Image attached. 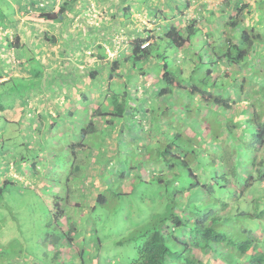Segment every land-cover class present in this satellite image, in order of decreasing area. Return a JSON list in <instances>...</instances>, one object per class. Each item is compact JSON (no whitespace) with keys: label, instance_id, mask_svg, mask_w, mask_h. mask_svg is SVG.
Segmentation results:
<instances>
[{"label":"rangeland","instance_id":"374dc122","mask_svg":"<svg viewBox=\"0 0 264 264\" xmlns=\"http://www.w3.org/2000/svg\"><path fill=\"white\" fill-rule=\"evenodd\" d=\"M248 1L252 5L253 12H246L247 17H244V22L247 23L245 24L247 29L256 24L258 15L264 18V14L257 12L259 5L262 7L261 9L264 10V0ZM190 2V6H198L196 5L198 4L197 0L194 2L191 0ZM208 3H212L215 6L217 2L216 0H212V2L209 1ZM257 3L259 4L257 5ZM227 4L225 0L220 10L222 13L221 15H225L227 9H234L235 7L234 4H231L232 6L228 8ZM13 7L16 9V12ZM24 7L28 8L25 9ZM42 7L44 6L42 5ZM39 8L40 7L36 5L32 7L30 0H0V16L8 15L10 21L14 20V14H18L16 19L26 14L33 18L32 16L35 13L40 12L37 11ZM142 9L146 10L145 8H138V17H143L145 15L146 12L142 11ZM201 10L203 11L202 6L197 8L198 12H201ZM25 11L28 12L21 14ZM232 11L233 10H231V12ZM161 12L163 13V11ZM92 13L93 12L88 10L87 16ZM201 19L203 20V18ZM209 20L214 22L215 19L212 16ZM1 21L0 25L6 24V22ZM202 22L203 23H200V25L207 28L208 23L206 21ZM187 24L188 22H185L182 26H177L180 29H184ZM262 26H264V21L260 27ZM260 27L256 31L264 35V30H260ZM139 28H142L148 33L149 20H146L145 23L139 20L136 24L135 29L138 30V36L143 37L146 33H142ZM115 31L114 38L117 34H125L120 28ZM14 33H17L16 27L11 33L13 36L12 43L16 46L17 34ZM204 33L205 31L202 28L201 32L198 31L197 34H195L193 47L190 48L193 55H196V50L204 51L206 49L208 43L203 36ZM223 33L224 22L221 23V27L217 30L216 34L219 36ZM118 38V40L113 39L112 48H114V50L110 48L111 55L116 49H122L125 46L123 37L121 38L118 36ZM116 43H118V45ZM20 45L21 44H19V46ZM162 46L164 48L167 47L166 44H162ZM167 50V56H169V58H157V61L150 65L152 67L150 70L149 66L145 67V65H142L139 61L135 63V67H133L134 63H132L133 65L130 64V69L135 70L138 75L145 72L147 79L155 84L153 87L158 88L162 86V82L159 84L155 83L154 78L155 76H162L163 64L166 63L171 71L180 70V68L184 69L183 76L185 82H183L184 80L182 82L188 86L197 84L205 91H212L217 95L222 94L224 98H230L231 101L236 103L240 102L241 96L246 98L245 101L255 102L257 104L255 109L258 111H264V77L261 73L262 69L264 73V62L262 64H255L254 60L250 58L247 60L248 64L247 62L244 63L246 71L239 73L238 70L244 66L238 65L234 71L230 72L229 79H227L220 71L221 65L213 67H210L209 64L198 63L196 65V61V63L194 61H189L185 57H180V63L178 64L175 62L176 56L174 50L171 48H167ZM30 53L31 51L29 48L20 49L19 47L15 48L14 52L9 53L0 60V64L2 61L4 62V60H6V63L10 65V71L22 67L21 63H19L16 58L19 60L24 59L27 67L32 69V72L29 73L27 77H20L19 75L15 77V75H13L12 81L4 86V94L0 96V102L6 107L9 105L12 106L14 96H18L19 98L28 96L32 91L36 90L37 86H42V84L48 85L50 83V81L46 82L51 76L49 73L50 69L48 71L40 61V58L38 56H32ZM261 56L262 55H260V58H263L264 61V57ZM111 57L114 58L115 56L112 55ZM157 62H159V65L155 66ZM209 68L213 70L210 74L211 77L206 75ZM139 70H141V73ZM104 80L108 82L109 78H105ZM59 86H62V84H59ZM257 86L262 90L260 97L258 96L259 92L257 91L259 88H256ZM93 87L99 88L96 83L93 84ZM243 88L245 89V93H243ZM127 91L130 98H126L125 100L129 101L130 106L135 107L134 105H141L140 101H136L133 94H131L129 90ZM139 92L141 91L139 90ZM168 97H170V101L167 104L172 105V102L174 105H172L174 108L170 114L164 111V107H162L164 106L165 98L161 97L158 101L147 100L145 103L150 112L148 126L156 130L153 131L155 135H158L157 133L159 132L165 135L169 134L167 131L169 125H162L161 121L173 119V115H178V109L181 110L182 106L185 105L184 102H187L186 107L189 109L187 116H185L187 119L184 120V123L188 124V122L194 118L193 127L190 131L192 134H198L197 140L199 138L206 139L207 136L209 139H212L213 136L216 135L228 134L227 125H232L233 120L231 118L238 116V112L235 111V108L233 111L225 109L223 106L219 107L220 105L217 106L214 103H202L199 96L187 95L186 90L184 97L176 91L173 95ZM105 100L109 102L112 101L107 97ZM237 107L239 106L237 105ZM136 109L140 111L139 107ZM248 109H250V107H248ZM2 121L3 127L6 126L5 119H2ZM132 122L137 123V121H134V118ZM161 125L166 131L162 129ZM242 127L243 131H248L246 129L247 125H243ZM19 128L16 122L4 128L5 131L14 132L11 133V135L14 136L13 139L10 140L9 143H6L5 148L14 149L16 147V149H14L16 151L20 148V146H18L19 133H16L20 130ZM142 130H145V125H143L141 129L133 131V133L144 137L146 136V131ZM67 131H69V129H67ZM141 137H137L136 140L133 138L132 141L128 139L121 140V145L118 149L119 153L115 156L116 162L119 164V168H117L118 171L115 170V173H113L114 170L112 173L110 172L111 168H108L106 171L105 168H100L99 170L91 169L92 172L101 175L100 180L105 182V200L102 202L97 203L95 199L88 198L90 194L87 192L88 195H86L85 189H88L87 186L93 185L91 182L93 181V177L89 178V185H87L85 182L87 174L82 170L83 165L80 164L81 169H77L76 167L71 169L69 160L65 155L64 157L55 158L58 165L55 171L51 172V175H48L47 178L50 181L53 180L52 178H56L58 181L62 176L68 175L71 171L75 177L73 183H69L68 186L65 181H63L62 185H56L55 182L54 186L51 185L53 188L47 185L43 189H40L43 192L41 194L42 196H40L37 193L40 190L35 187L23 186L20 184L6 185L0 182V187L2 188V193L0 194V264H133L137 257V245L139 243L137 237L139 232L143 228L149 226V219L166 210L164 204L159 203L160 185L158 186L157 178H155L154 174V172L160 170L164 175V171H166V163L164 159L160 157V150H158L161 143H157V140L149 143L148 138L146 142H144ZM159 137L160 134L157 138ZM51 147L55 148V145L48 146V148ZM200 149L203 152L210 150L204 146ZM52 152L53 151L47 153L46 148H42L40 156H51ZM32 158L37 160L38 157L34 154ZM3 159L4 160L0 162L3 166H0V177L10 172V167L8 166L6 158L3 157ZM122 165L124 167H122ZM255 168V165H249L248 171L252 173L255 171ZM120 173L124 174L123 178ZM137 176H139V179H137ZM109 179L112 180L110 184L107 183ZM124 179L128 181L127 187L124 184ZM189 179H191L190 175L184 176V180L187 182ZM182 180L183 178H179L180 182H182ZM59 186H64L66 188L71 187L73 193H71L69 197H62V199L56 194L60 189ZM164 186V188H166V185ZM92 190L94 192L97 191L95 189ZM45 196H50L52 198L47 200ZM56 202L60 203L62 207V210H60L62 213H60L59 219H57L51 211L52 206L54 207ZM75 203L79 205L75 206ZM92 205H97V207L92 209ZM254 225L258 228L260 224L254 222ZM69 226L75 228L73 229V235L75 237V244L73 246H68V244L64 242L66 236L69 234V232H67ZM258 234L262 236L261 232ZM57 239L59 241H57ZM219 255V253L217 255L211 253L209 250L197 252L196 254L197 258L200 259L203 264H209L212 258H217Z\"/></svg>","mask_w":264,"mask_h":264},{"label":"trees","instance_id":"16d2710c","mask_svg":"<svg viewBox=\"0 0 264 264\" xmlns=\"http://www.w3.org/2000/svg\"><path fill=\"white\" fill-rule=\"evenodd\" d=\"M37 2L30 0L32 7ZM78 2L79 0H62L53 10L37 9L40 12L35 13L37 14L35 16L47 22H61L66 15L74 14ZM226 3L228 7L231 4L235 7L233 6L228 21L224 23V35L219 36L218 44L211 41L208 38L210 35L207 34L206 38L204 37L208 43L206 49L196 50V55H193L190 48L193 47L194 36L202 29L198 24L199 21L193 19L184 29L172 24L162 37L148 36L133 40L131 54L126 60L134 63L132 65L135 67L138 61L143 64L151 59L156 61L161 57L167 59L169 58L167 48H171L175 56L182 52L183 57L189 61H196V65L209 64L213 67L223 63L244 66L239 69V73L246 71L244 63L248 64L247 60L250 58L255 64H262L264 61L260 55L264 57V48L260 47L264 46V35L257 33L256 30L259 29L264 18L258 15L256 24L247 29L242 23L247 13L253 12L251 3L248 0H226ZM261 8L259 5L257 12L264 14ZM13 9L16 12L14 7ZM17 15L14 14L11 23L15 22ZM8 20L10 21L8 15L0 16L1 22ZM260 30H264V26L260 27ZM224 36L225 41L222 43L220 39ZM19 38L17 36L15 47L12 42L9 47L18 48L21 44ZM149 40L151 42L146 47H142ZM162 44H166L167 47L164 48ZM186 52L189 54L185 55ZM177 60L178 56L175 62L179 64ZM105 63L109 65L108 78L114 79L120 74L121 61L106 60ZM183 71L184 69L181 68L171 71L166 63L163 64L162 86L159 88L158 97L170 101L168 96L173 95L175 91L181 92L184 97L186 90L187 95L199 96L202 103H214L234 111L236 102L231 101L230 98L205 91L197 84L188 86L183 83L185 82ZM212 72L213 70L209 68L206 75L211 77ZM261 73L264 77L263 69ZM95 75H97L95 71L89 73L90 78H94ZM12 78L11 76L7 81L0 83V86L10 83ZM256 88H259L257 92L260 97L262 90L259 86ZM111 91L112 97L109 99L112 101L109 105L113 107L112 111L108 110L109 106L105 110L102 108L93 110L90 121L84 129L85 132L97 131L94 120L96 116L104 117L108 114H111L112 118L124 116L128 108L125 100L127 92L118 93L114 89ZM243 93H245L244 88ZM121 95L123 101H120ZM166 101L162 107L170 114L174 105L172 102L173 106L168 105ZM1 103L0 109L3 110ZM184 104L181 110L178 109V115H173V119L161 121L162 125H169L168 135L159 132L157 134H160V137L157 138L154 133H149V143H152L153 139L154 142L157 140V143H161L158 150L160 157L166 163L164 175L160 170L154 172L158 186L160 185L159 203L164 204L166 210L149 219V226L139 232L137 257L133 264H203L196 254L206 250L220 254L217 258L211 259V264H264V111H258L255 109L257 104L248 101L250 107L248 115L242 123L238 120L239 115L231 118L233 123L227 125L229 129L226 139H221V136L226 135L224 133L213 136L212 139L207 136L206 139L197 140L198 134H192L190 131L194 118L188 124L184 123L189 111L186 107L187 102ZM110 121L112 124L113 120ZM243 125H247L248 131L242 130ZM162 129L166 131L165 128ZM202 146L210 150L203 152L200 149ZM249 165L256 166L252 173L248 171ZM120 175L123 178L124 174L120 173ZM185 175H190L191 179L188 182L184 180ZM179 178H183L182 182ZM104 192L100 191L97 194L95 202L105 200ZM45 198L51 199L50 196ZM77 205L79 204H75ZM92 207L94 209L97 205ZM60 210H62L61 205L57 202L51 208L57 219L62 213ZM254 222L260 224V229L254 225ZM73 229L75 228L72 226L67 229L69 234L64 242L68 246L75 244ZM260 232L262 236L258 234Z\"/></svg>","mask_w":264,"mask_h":264},{"label":"crops","instance_id":"0c3cea01","mask_svg":"<svg viewBox=\"0 0 264 264\" xmlns=\"http://www.w3.org/2000/svg\"><path fill=\"white\" fill-rule=\"evenodd\" d=\"M37 1V7L49 11L60 5L62 0ZM190 1L79 0L75 5L74 14L66 15L61 22H47L43 18L35 17V14L32 16L33 18L26 14L18 17L13 23L8 20L6 24H1L0 60L15 50V46L9 47V44L12 42L13 37L11 33L16 27L17 33L14 34L20 37V49L29 48L30 55L38 56L45 68L48 71L50 69L51 76L49 80H46V82L50 81L48 85L37 86L36 90L28 96L14 97L12 106L6 107L1 103L4 109H0V162L5 157L10 172H7L6 175L3 174L0 177V182L6 185L20 184L35 187L39 190L47 185L53 188L55 182L56 185H62L65 181L68 186L69 183H73L75 177L71 171L58 181L56 178H52V181L47 178L58 165L55 158L64 157L65 155L69 160L71 169L75 167L81 169L80 164L83 165L82 170L87 174L85 178L87 185H89V178L93 177V181H91L93 185L87 186L88 189H85L86 192L85 190L84 192L86 195L89 192L90 196L88 198L96 200L97 194L100 191H105V182L100 180L101 175L92 172L91 169L105 168L106 171L111 168L110 172L112 173L114 170L113 173H115V170L119 168L115 156L119 153L121 140L128 139L132 141L133 138L134 140L137 137L140 138L141 136L135 135L133 131L141 129L143 125H145V130L142 131H146V136L141 138L144 142L147 138L149 139V133L153 134V131H156L153 127L148 126L150 112L145 103L147 100L158 101L161 98L158 97L160 86L158 88L153 87L155 84L147 79L146 73L138 75L135 70L130 69L132 63L126 60L132 51L131 43L139 37L138 30L135 29L137 22L142 20L145 23L146 20H149L148 33L139 28L142 33H146L143 36L144 38L148 36L162 37L172 24L182 26L185 22L187 23L193 19H197L199 26L204 29L203 36L206 38L207 34L210 35L208 38L214 43L218 44L219 36L224 35L223 33L217 36L216 32L220 29L221 23L228 21L231 10H233L227 9V13L221 15L220 10L225 0H216L215 6L208 3L212 0H197L198 4L196 5L198 6L195 7L189 5ZM201 6L203 11L198 12L197 8ZM138 8L146 9H142L146 12L143 17H138ZM88 10L93 12L92 16H87ZM26 12L28 11L21 14ZM212 16L215 19L214 22L209 20ZM202 21L208 23L207 28L200 25V23H203ZM243 24L247 23L244 22ZM118 28L123 33L125 32L122 36L125 46L122 49H116L112 54L115 57L112 58L110 48L113 47L115 30ZM220 41L223 43L225 36ZM260 48L262 49L264 46ZM187 54L189 53L186 52L185 55ZM177 56L183 57L184 55L181 52L178 55L176 54V58ZM16 60L21 63L22 67L14 71H10V65L6 63V60L2 61L0 64V83L7 81L13 75L27 77L32 72V69L27 67L24 59L19 60L16 58ZM106 60L122 62L120 74L114 79L109 78L108 82L104 80L109 77V65L105 63ZM155 62V59H151L142 65L149 66L150 70L152 68L150 65ZM156 65H159V62ZM227 65L222 63L220 71L229 79L230 72L234 71L236 66ZM94 71L97 72V75L90 78L89 73ZM139 72L141 73V70ZM122 76L125 78H121ZM154 80L158 84L162 82L161 76H155ZM94 83L98 84L99 88L93 87ZM59 84H62V86H59ZM5 85L0 86V96L4 94ZM111 89L117 90L118 93L126 91V98H130L127 91L129 90L134 99L140 101L141 105L131 107L129 101H126L128 108L123 117L112 118L111 114L104 117L96 116L94 120L97 131L85 132L84 129L90 121L93 110L97 108L105 110L109 106L108 110L112 111L113 107L109 105V101L105 100L106 97L111 99ZM178 94L182 95L181 92H178ZM119 98L120 101H123L122 95ZM137 107L140 108V111H137ZM234 108L238 109V120L242 123L249 113L248 101L240 96V102L236 103ZM133 118L137 123L132 122ZM2 119H5L6 126L4 127ZM110 120H113L112 124ZM14 122L20 127V130L16 132L19 133L18 146H20L17 151L14 150L16 147L14 149L5 148L6 143L13 139L14 136L11 133L14 132L5 131L4 128ZM227 136L228 134L221 136V138L226 139ZM49 145H55V148H48ZM42 148H46L47 153L53 151L51 156H40ZM34 154L37 155V160L32 158ZM0 166L3 167L1 163ZM111 182L112 180L109 179L107 183L110 184ZM124 184L127 187V182ZM59 187L60 189L56 194L60 198L69 197L73 193L71 187ZM92 189L97 191L94 192ZM37 193L42 196L43 192L40 190Z\"/></svg>","mask_w":264,"mask_h":264},{"label":"clouds","instance_id":"9594fccd","mask_svg":"<svg viewBox=\"0 0 264 264\" xmlns=\"http://www.w3.org/2000/svg\"><path fill=\"white\" fill-rule=\"evenodd\" d=\"M118 36L122 38L123 35H119V34H117V36L114 38V40H118V39H119ZM143 38H144V37H143ZM135 39H137V38H135ZM135 39H134V40H135ZM150 42H151V40L145 42V43L142 45V47H146ZM116 44H117V43H116ZM145 44H146V46H144ZM117 45H118V44H117ZM115 46H116V45H115ZM116 47H117V46H116ZM131 48H132V47H131ZM112 50H114V48H112ZM179 58H180V57H178V60H179ZM178 60H177V61H178Z\"/></svg>","mask_w":264,"mask_h":264},{"label":"built area","instance_id":"2783aa9c","mask_svg":"<svg viewBox=\"0 0 264 264\" xmlns=\"http://www.w3.org/2000/svg\"><path fill=\"white\" fill-rule=\"evenodd\" d=\"M117 44H118V43H117ZM144 46H146V44H145Z\"/></svg>","mask_w":264,"mask_h":264}]
</instances>
